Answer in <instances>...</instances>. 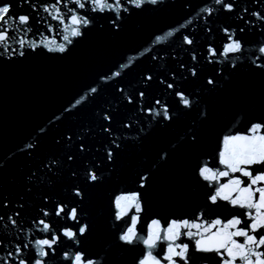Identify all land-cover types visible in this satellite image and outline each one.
<instances>
[{"label":"water","instance_id":"95a60500","mask_svg":"<svg viewBox=\"0 0 264 264\" xmlns=\"http://www.w3.org/2000/svg\"><path fill=\"white\" fill-rule=\"evenodd\" d=\"M4 2L11 5L9 34L15 37L11 40L14 47L21 38L62 42L63 25L43 11L56 0ZM225 2L234 4L232 12L215 0H159L124 13L118 29L109 22L110 14L89 12L94 17L91 25L73 39L66 52L26 46L23 57H0V264L10 259L8 253L14 252L17 243L29 244L24 258L32 264L37 258L34 241L50 238V233L34 226L39 219L50 223L58 235L65 228L88 225L87 233L78 236V244L61 235L47 264H70L64 253L77 251L95 264H140L149 251L160 264H169L165 257L170 243L189 246L187 264H222L220 255L198 251L195 240L221 228L204 231L216 219L226 223L239 218L238 227L247 228L252 222L248 214L256 215V209L225 200L212 204L208 199L232 179L241 183L230 185L231 198L246 196L239 189L251 185L249 177L220 163L224 138L252 135L254 124L264 125V68L257 67L264 64L259 52L264 46V21L252 15L264 14V0ZM58 6L66 12L63 3ZM67 7L73 4L68 2ZM205 8L213 9L211 16ZM20 15L30 17L31 31L17 27ZM226 28L242 41L244 50L209 63L208 46L221 49L228 42ZM184 35L191 36L194 45H185ZM194 65L196 76L189 71ZM117 71L118 77L114 76ZM147 76L152 79L146 80ZM173 77L176 89L192 100L191 108H184L161 82L172 83ZM209 79L215 83L209 84ZM156 100L169 107L170 121L142 111L159 110ZM107 114L110 121L104 118ZM256 135H264V128ZM202 166L229 175L205 181L199 175ZM246 167L254 176L264 173L262 164ZM89 168L99 176L96 182L87 179ZM262 186L251 185L253 191ZM77 188L81 196L75 195ZM134 193L139 194L141 210L128 205L127 215L117 220V198ZM258 195L254 194L253 202ZM5 197L7 207L3 206ZM57 205L76 207L79 224L55 215ZM44 211L49 215L43 216ZM15 212H19L13 217L17 226L8 221ZM132 216L138 217L139 239L129 245L120 235L131 225ZM173 220L201 224L200 235L189 237V231L198 230L181 228L175 241L160 239L151 249L143 243L150 230L163 237ZM153 221L159 222L158 228Z\"/></svg>","mask_w":264,"mask_h":264},{"label":"snow or ice","instance_id":"6c2138e0","mask_svg":"<svg viewBox=\"0 0 264 264\" xmlns=\"http://www.w3.org/2000/svg\"><path fill=\"white\" fill-rule=\"evenodd\" d=\"M73 4V7H67V3ZM159 0H56L55 4L46 5L43 7V11L48 12L53 20L58 21L60 25H63L62 42H57L55 38L45 39L42 42L27 40L25 38L18 39L16 43L18 47H14L11 43L12 39L15 37H10L9 21L13 19L11 15V5L5 3L4 0H0V57L7 59H12L13 57H23L25 55V47L27 46L31 50H35L38 47H46L49 52H59L64 53L68 50V46L73 43V39L81 37L84 32L83 29L89 27L92 23L94 17L88 15L89 12L96 13L97 15L108 13L110 14L109 22L114 28H119V21L124 13H129L131 9H141L146 4L156 5ZM64 4L66 12H61L58 5ZM215 3L222 5L224 10L232 12L234 10L233 3H226L225 0H215ZM34 7V6H33ZM204 12L208 16H211L213 9L205 8ZM247 9H245V12ZM258 20L264 21V14L260 12H253ZM206 19V18H205ZM17 27L24 26L21 30L25 32L31 31L30 27V17L27 15H20L15 21ZM191 23V21H189ZM183 27V25L181 26ZM49 30L52 28L49 26ZM210 31V29H208ZM225 35L227 36V43L221 48L217 49L212 45L208 46V58L209 63L215 62L219 57L228 59L229 57L242 53L244 50V45L242 41L236 37L234 32L229 29H223ZM242 32L243 29H240ZM169 36L173 35V32L168 33ZM183 43L187 46L194 45V39L189 35L183 36ZM261 57H264V46L259 48ZM261 57H257L259 60ZM239 57H237L238 59ZM194 62L197 61V57L193 55ZM255 63V61H253ZM183 67V65H181ZM233 67L235 63L233 62ZM257 67L264 68V64H257ZM192 76L197 75L195 65L189 70ZM120 72L114 73V76H119ZM146 80L150 81L151 76L145 77ZM166 85V89H171L173 93L178 98V102L184 108H191L192 100L183 91H178L175 86V77H173V82L169 83L167 81H161ZM209 84H214L215 81L212 79L208 80ZM96 89H91V92H95ZM140 97H144V93L141 92ZM129 103L133 100L128 97ZM156 105H159V110L156 108L143 109L149 115H154L160 117L165 121H170L172 116L170 114V109L166 104H162L160 100L155 101ZM105 120L110 121L111 115H105ZM264 125L254 124L251 128L252 135H237V136H227L224 138V148L225 150L220 153V163L225 165L227 169L231 172H240L243 176L249 177L251 180V185L264 184V173L260 175H253L251 171L248 170L246 166H251L255 164L264 165V135H256ZM104 131H109V128H105ZM194 139V137H193ZM115 143V141H113ZM117 147L119 145H116ZM31 147V146H29ZM81 150H84V146L81 145ZM107 156L109 159L112 158L113 152L109 148L107 149ZM69 160L72 159L71 156L68 157ZM75 175V173H73ZM199 175L203 180L214 182L220 176H228V171H214L208 166H202L199 169ZM87 179L91 182H96L99 179L96 171L92 168L86 171ZM241 180L236 178L229 181L227 184H221L216 188L214 194L210 195L208 199L212 204H216L219 200L229 201L233 206H238L240 208L256 209V215L252 216L249 213V218L251 219V224L247 228H239L238 226L242 223L239 218H233L228 220L226 223L220 219H216L208 227L204 228L205 232H208L211 227L217 225H222L216 232L211 233V235L206 238L196 239L195 246L201 253H216L222 257V264H264V186L257 187L253 191L251 185L242 189H239L241 193H247L246 196H238L236 198H231L230 196V185H240ZM227 190V191H226ZM258 193V199L253 202V196ZM76 196H81V192L77 188L75 190ZM122 201L127 202L122 205ZM128 205H133L136 211L141 210L139 203V194H131L127 196H120L116 200V207L118 209L116 213V219L121 220L125 215H127L126 207ZM3 206L7 207L6 197L4 198ZM23 207V205H21ZM47 211L43 212V216H48ZM55 215L62 216L68 220L76 222L79 224V213L76 207L68 208L66 205H57ZM19 212L13 213L12 216L8 217V221L13 226H17V220L13 217H18ZM3 220V217H0ZM138 217H131V225L120 235V240L125 244L135 243L139 237L136 232V224ZM153 225L157 228L159 227L158 221H153ZM34 226L38 228L39 231L43 233H50V238L45 236V238L36 239L33 246L36 249V257L32 264H47V259L50 254L56 253V245L61 241V235L74 243H79L78 236H83L88 231L87 224H81L78 230H73L71 227L65 228L58 235L53 231L52 226L45 219H39L34 221ZM202 227L199 223H189L188 220L175 221L173 220L166 229V234L161 237L159 232L149 231L146 239H143V243L149 248H154L157 241L160 239L175 241L180 235L179 230L181 228L197 229L196 233L189 231L187 235L189 237H194L200 235L199 229ZM234 229V230H233ZM259 233V235H257ZM234 237H243V242H239ZM29 247L28 243L21 245L17 243L15 245L14 252H9L8 257L10 259L2 262V264H29L28 260L24 258V250ZM179 248V251H177ZM189 246L187 244L175 245L172 243L168 245V255L165 259L169 264H177L175 257L180 260L185 261L187 264L188 260ZM65 260H69L70 264H95L91 259L85 257L83 252L75 253H64ZM140 264H160L154 256H152L149 251L148 257L140 262Z\"/></svg>","mask_w":264,"mask_h":264}]
</instances>
